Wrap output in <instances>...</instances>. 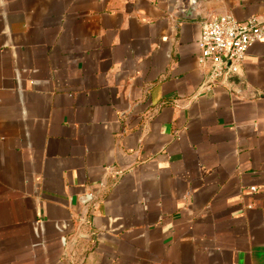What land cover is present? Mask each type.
Returning a JSON list of instances; mask_svg holds the SVG:
<instances>
[{
    "label": "crops",
    "instance_id": "0c3cea01",
    "mask_svg": "<svg viewBox=\"0 0 264 264\" xmlns=\"http://www.w3.org/2000/svg\"><path fill=\"white\" fill-rule=\"evenodd\" d=\"M226 13L264 0H0V264H264V40L199 62Z\"/></svg>",
    "mask_w": 264,
    "mask_h": 264
},
{
    "label": "built area",
    "instance_id": "2783aa9c",
    "mask_svg": "<svg viewBox=\"0 0 264 264\" xmlns=\"http://www.w3.org/2000/svg\"><path fill=\"white\" fill-rule=\"evenodd\" d=\"M264 40V13L239 20L231 13L205 18L199 39L201 65L210 64L207 84L225 83L239 72L250 47ZM257 191V186L251 187Z\"/></svg>",
    "mask_w": 264,
    "mask_h": 264
}]
</instances>
